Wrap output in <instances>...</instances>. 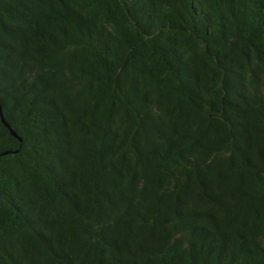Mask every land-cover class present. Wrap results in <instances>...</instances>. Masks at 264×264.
<instances>
[{"label":"trees","instance_id":"1","mask_svg":"<svg viewBox=\"0 0 264 264\" xmlns=\"http://www.w3.org/2000/svg\"><path fill=\"white\" fill-rule=\"evenodd\" d=\"M0 264H264V0H0Z\"/></svg>","mask_w":264,"mask_h":264},{"label":"water","instance_id":"2","mask_svg":"<svg viewBox=\"0 0 264 264\" xmlns=\"http://www.w3.org/2000/svg\"><path fill=\"white\" fill-rule=\"evenodd\" d=\"M0 114H1V118H2V122L4 123V125L10 130V132L19 139L20 141V146L14 150V151H9V152H12V153H17L19 150H20V147H21V138L17 136L16 132L10 127V125L5 121L4 117H3V114L1 112V109H0ZM8 151L7 152H3L1 153L0 155H4V154H7L9 153Z\"/></svg>","mask_w":264,"mask_h":264}]
</instances>
